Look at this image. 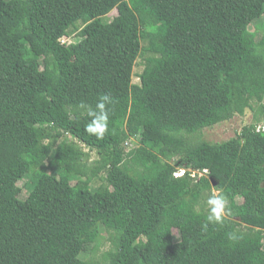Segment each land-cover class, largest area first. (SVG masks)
Instances as JSON below:
<instances>
[{
  "label": "trees",
  "instance_id": "16d2710c",
  "mask_svg": "<svg viewBox=\"0 0 264 264\" xmlns=\"http://www.w3.org/2000/svg\"><path fill=\"white\" fill-rule=\"evenodd\" d=\"M263 16L264 0H0V264H264ZM248 109L235 136H203Z\"/></svg>",
  "mask_w": 264,
  "mask_h": 264
},
{
  "label": "rangeland",
  "instance_id": "374dc122",
  "mask_svg": "<svg viewBox=\"0 0 264 264\" xmlns=\"http://www.w3.org/2000/svg\"><path fill=\"white\" fill-rule=\"evenodd\" d=\"M115 15H116V11H113L109 16H110V18H113ZM263 21H264V16L260 19V21L257 23V25L253 24L250 26V28L252 30H254L257 27H260V26L262 27ZM263 33H264V30L260 29V31L258 32V36H257L258 39L261 38ZM75 37L76 36H74V38L71 37V39L69 41L70 42L74 41ZM142 44L145 45L146 42L143 40ZM143 69H144V56H140L136 62V66L134 68L133 82H135V83L140 82L139 73H141L143 71ZM236 76H238V75H236ZM254 115H255V112L253 110L248 109L243 114H236L230 120L222 121V122L214 125L213 127L205 128L202 131L203 136L207 140L212 141V142L222 141V140L231 138V137L235 136L245 124L252 123L255 119ZM261 122H263V121H260L259 123H261ZM72 139L73 138L71 136H68L67 134H65L61 139H59L57 144L62 145L65 142L71 141ZM131 146H133L132 143L129 147H131ZM84 148L86 150L88 149L86 147H84ZM96 158H97L96 151H93L92 152V161ZM47 162L50 164L49 171L51 173H55L56 175H58L59 171H58L56 164L54 162H51L50 159ZM31 178H32V175H31V173H29V174H26L25 177L19 181V185L22 187V192L20 194V198H22V199H25L27 197V195L29 194L27 185H28ZM100 183H101V181L99 179H97L95 181V184H94L95 187H97ZM217 193H218V190H215L214 194H217ZM223 212H224V210H223ZM175 233H176V235H178L177 231H175ZM104 242H103V245L101 246L100 251L97 253V256H99L101 254V252H103L105 249H107L110 245V240L108 239L107 233H105ZM84 257H86V254L84 255Z\"/></svg>",
  "mask_w": 264,
  "mask_h": 264
},
{
  "label": "clouds",
  "instance_id": "9594fccd",
  "mask_svg": "<svg viewBox=\"0 0 264 264\" xmlns=\"http://www.w3.org/2000/svg\"><path fill=\"white\" fill-rule=\"evenodd\" d=\"M107 100H108L107 96L102 97L101 100L96 104V108L89 109L88 111V116L90 117V120L86 125V131L89 134L96 135L98 138L103 137L108 126V111L106 109V103H105ZM259 126L260 127L258 128L262 127L264 129V125H259ZM182 170H184L183 173L176 174V172ZM185 171H186L185 169H179L175 172V175H183ZM207 204L209 205L207 221L210 223L221 222L223 210L226 204L224 197L222 195L212 194L209 196L207 200ZM229 239L236 240L238 239V237L235 234H232L229 236Z\"/></svg>",
  "mask_w": 264,
  "mask_h": 264
},
{
  "label": "built area",
  "instance_id": "2783aa9c",
  "mask_svg": "<svg viewBox=\"0 0 264 264\" xmlns=\"http://www.w3.org/2000/svg\"><path fill=\"white\" fill-rule=\"evenodd\" d=\"M183 171H184V170H182V171H179V172H176V174H179V173L181 174V173H183Z\"/></svg>",
  "mask_w": 264,
  "mask_h": 264
},
{
  "label": "water",
  "instance_id": "95a60500",
  "mask_svg": "<svg viewBox=\"0 0 264 264\" xmlns=\"http://www.w3.org/2000/svg\"><path fill=\"white\" fill-rule=\"evenodd\" d=\"M216 183L215 182H213V185H215Z\"/></svg>",
  "mask_w": 264,
  "mask_h": 264
}]
</instances>
